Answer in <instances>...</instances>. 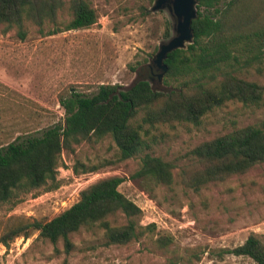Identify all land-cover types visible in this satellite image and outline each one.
I'll use <instances>...</instances> for the list:
<instances>
[{
  "label": "rangeland",
  "instance_id": "rangeland-1",
  "mask_svg": "<svg viewBox=\"0 0 264 264\" xmlns=\"http://www.w3.org/2000/svg\"><path fill=\"white\" fill-rule=\"evenodd\" d=\"M89 1L99 16L89 28L48 35L52 27L41 33L29 24L28 37L21 40L15 31L4 34L0 26V148L18 138L41 137L48 128L63 124L62 96L91 95L100 85L130 87L141 78L144 66L154 70L150 76L154 87L167 89L158 80L161 71L154 66V58L159 46L168 41L166 27L174 20L170 12H154L150 0ZM60 20H70L67 8ZM247 77L264 85V72L251 69ZM263 121L264 106L229 103L199 126L174 123L152 129L146 152L176 166L171 187H153L150 192L132 180L140 157L120 161L118 147L107 137L83 143L73 154L63 151L58 190L0 205L1 239L21 224L53 219L98 180L120 176L125 182L119 190L142 209V225L155 223L160 235L174 238L167 254L146 241L106 245L103 231L94 228L72 235L75 249L70 255L62 241L55 246L39 233L29 239L19 237L8 247L0 243V264H256L227 252L253 233L264 243V164L200 192L181 184L179 170L193 161L191 151L200 143ZM76 162L106 166L76 176L72 170Z\"/></svg>",
  "mask_w": 264,
  "mask_h": 264
},
{
  "label": "trees",
  "instance_id": "trees-1",
  "mask_svg": "<svg viewBox=\"0 0 264 264\" xmlns=\"http://www.w3.org/2000/svg\"><path fill=\"white\" fill-rule=\"evenodd\" d=\"M155 1L150 0V4ZM197 1L193 43L171 52L165 60L168 72L163 81L167 89L155 88L150 78L154 70L144 66L141 78L130 87L100 85L91 95L62 96L63 124L48 128L41 137L18 138L0 148V205L58 190L63 151L73 154L83 143L107 137L118 147L120 161L140 157L132 180L150 192L153 187H171L176 182V166L146 152L152 129L174 123L199 126L209 114L229 103L264 106V85L247 77L251 69L264 72V0ZM66 8L70 20L64 23L60 17ZM98 19L89 0H0L3 33L15 31L21 40L28 37L29 24L41 33L52 27L48 35H54L89 28ZM174 24L175 18L166 27L167 40L173 36ZM191 154L193 161L181 167L179 175L181 184L195 192L245 175L264 164V121L204 141ZM104 166L76 162L72 170L80 176ZM124 182L120 176L100 179L53 219L12 228L0 243L8 247L19 237L29 239L39 233L55 246L62 241L70 255L75 249L73 234L98 228L106 245L146 241L167 254L174 238L160 235L155 223L142 225V209L119 190ZM227 253L264 264V243L255 233Z\"/></svg>",
  "mask_w": 264,
  "mask_h": 264
},
{
  "label": "water",
  "instance_id": "water-1",
  "mask_svg": "<svg viewBox=\"0 0 264 264\" xmlns=\"http://www.w3.org/2000/svg\"><path fill=\"white\" fill-rule=\"evenodd\" d=\"M154 12L168 10L175 18L173 36L166 43L159 46L154 58V66L161 71L159 81H163L168 67L165 60L168 54L178 49H186L194 41L192 24L198 17L197 0H156L152 7Z\"/></svg>",
  "mask_w": 264,
  "mask_h": 264
}]
</instances>
